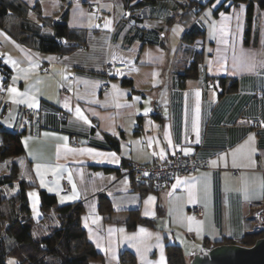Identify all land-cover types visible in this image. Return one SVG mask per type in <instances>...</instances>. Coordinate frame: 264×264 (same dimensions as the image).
Instances as JSON below:
<instances>
[{
    "label": "crops",
    "instance_id": "1",
    "mask_svg": "<svg viewBox=\"0 0 264 264\" xmlns=\"http://www.w3.org/2000/svg\"><path fill=\"white\" fill-rule=\"evenodd\" d=\"M25 1L54 20L66 10L67 24L85 29L86 42L57 55L30 49L0 28V59L11 68L5 83L0 73V123L22 132L41 188L59 203L83 205V227L101 255L89 264H124L122 252L135 264H160L163 253L168 264V242L178 243L189 262L201 247L239 243L254 207H264V8L255 7L245 43L244 2L197 0L205 3L197 15L185 8L167 23L178 0H157L144 20L126 24L124 0ZM222 3L228 9L215 13ZM192 22L204 29L194 43L203 54L197 74L180 85L178 73L189 63L181 38ZM107 59L127 67L107 71ZM214 76L235 78L236 89L221 92ZM21 105L39 113H20ZM175 147L205 166L144 193L120 171L129 161L168 157ZM100 196L111 204L110 219L98 209ZM130 209L154 225L128 228Z\"/></svg>",
    "mask_w": 264,
    "mask_h": 264
},
{
    "label": "trees",
    "instance_id": "2",
    "mask_svg": "<svg viewBox=\"0 0 264 264\" xmlns=\"http://www.w3.org/2000/svg\"><path fill=\"white\" fill-rule=\"evenodd\" d=\"M156 1L124 0V9L143 6L150 9ZM239 2L246 3L244 42L248 43L255 7L264 8V0H230V4ZM204 4L197 0H178L177 12L175 10L167 18V23L174 20L185 8H188L185 13L190 16L197 15ZM219 9L227 10L228 6L222 3L214 12ZM31 12L34 13V18L29 16ZM144 19L132 17L127 21L122 17V22L132 24ZM0 28L30 49L57 55L83 47L86 42L85 29L71 28L67 24L66 10L58 20H54L41 13L38 3L30 6L25 0H0ZM203 35L204 29L194 22L182 35L181 44L183 52L188 55L186 60L189 63L178 73L180 85L184 84L186 78L197 74L203 53L201 49H195L194 43ZM10 72L11 68L0 59V73L4 83ZM217 81L221 85V92L237 87L235 78L218 77ZM123 82L127 83L129 80L123 78ZM60 111L63 110L56 111L57 117L64 119L59 116ZM21 133L0 123V264H8V258L15 259V264H89L92 260L100 258V253L88 240L82 224L83 205L77 201L59 203L55 194L39 186L30 161L24 156ZM112 145L116 147L115 140ZM22 155L24 163L17 161V157ZM133 185L140 189L141 193L153 190L146 182ZM31 187L38 190V220L32 216L29 200ZM98 209L106 219L111 218L113 209L105 196H100ZM128 215L124 220L128 228H133L137 223L154 225V219L141 217L137 209L128 210ZM263 235L264 231H248L237 242L251 245L257 237ZM222 241L233 242L228 239ZM165 250L168 264H189L178 243H166ZM120 261L124 264H135V257L132 253L122 252Z\"/></svg>",
    "mask_w": 264,
    "mask_h": 264
},
{
    "label": "built area",
    "instance_id": "3",
    "mask_svg": "<svg viewBox=\"0 0 264 264\" xmlns=\"http://www.w3.org/2000/svg\"><path fill=\"white\" fill-rule=\"evenodd\" d=\"M149 9L146 6L141 8H125L122 12L123 19L130 21L133 18L144 19L148 16ZM105 69L112 72L125 69L127 63L125 61L108 59L105 61ZM43 71L49 69L48 63L40 65ZM213 81H217L218 77H212ZM107 87L105 83L103 85ZM20 111L26 115H37L39 110L36 107L29 105H21ZM59 116L61 118L66 117L65 111H60ZM206 161L198 158L193 153H184L179 147H175L168 157H163L151 162H137L129 161L124 167L120 169L121 173L130 176L132 183H147L155 191L165 187L170 180L179 175L184 176L187 172L205 166ZM68 187L64 184L62 192L66 193ZM197 207H195L196 209ZM253 225L249 229L250 232L264 231V207L262 205H256L252 212ZM210 247H201L200 252L206 254Z\"/></svg>",
    "mask_w": 264,
    "mask_h": 264
},
{
    "label": "water",
    "instance_id": "4",
    "mask_svg": "<svg viewBox=\"0 0 264 264\" xmlns=\"http://www.w3.org/2000/svg\"><path fill=\"white\" fill-rule=\"evenodd\" d=\"M189 264H264V235L257 237L251 245L218 243L206 254L194 253Z\"/></svg>",
    "mask_w": 264,
    "mask_h": 264
},
{
    "label": "rangeland",
    "instance_id": "5",
    "mask_svg": "<svg viewBox=\"0 0 264 264\" xmlns=\"http://www.w3.org/2000/svg\"><path fill=\"white\" fill-rule=\"evenodd\" d=\"M29 16H31V13L29 14ZM105 83H103L102 84V88H107V87H104L103 85H104ZM24 156L25 157H27L28 158V160L30 161V166H32V161H31V157L30 156H28L26 153H24ZM24 159V157H23V155H22V157L20 156V158H19V156L17 157V161H22V163H24L23 162V159ZM11 159V157L10 158H8V160H6L7 162L9 161ZM21 159V160H20ZM3 167H1V169H2ZM23 168V167H22ZM23 169H25V168H23ZM61 192H62V189H61ZM32 193H34L35 194V196H33V195H30V194H32ZM63 193V192H62ZM29 200H30V205H31V209H32V216H33V218L35 219V220H38V214H39V210H38V190L35 188V187H31V188H29ZM207 247H211V246H207ZM7 262H8V264H10V262H14V264H15V259H13V258H8V260H7Z\"/></svg>",
    "mask_w": 264,
    "mask_h": 264
},
{
    "label": "snow or ice",
    "instance_id": "6",
    "mask_svg": "<svg viewBox=\"0 0 264 264\" xmlns=\"http://www.w3.org/2000/svg\"><path fill=\"white\" fill-rule=\"evenodd\" d=\"M8 91L11 92V93H16V92H17V89H15V88H9ZM197 95H199V93H197ZM30 106H31V105H30ZM79 112H80V110L77 109V113H78V114H79ZM197 142H199L198 139H197ZM186 154H187V153H186ZM113 156H114V154H113ZM38 167H39V166H38ZM177 183H179V181H178ZM175 187H176V185H173V188H175ZM30 195L35 196L34 193H32V194H30ZM152 199H154V198L149 197V200H152ZM190 219H191V218H190ZM189 230H191V229H189ZM121 231H122V230H121ZM145 231H146V230L143 229V228L140 229V232H141V233H145ZM10 264H14V262H10ZM160 264H165V262H164V257H163V253H161Z\"/></svg>",
    "mask_w": 264,
    "mask_h": 264
},
{
    "label": "bare ground",
    "instance_id": "7",
    "mask_svg": "<svg viewBox=\"0 0 264 264\" xmlns=\"http://www.w3.org/2000/svg\"><path fill=\"white\" fill-rule=\"evenodd\" d=\"M171 180H172V179H171ZM171 180H170V181H171Z\"/></svg>",
    "mask_w": 264,
    "mask_h": 264
}]
</instances>
